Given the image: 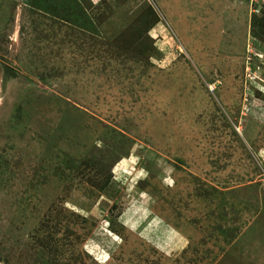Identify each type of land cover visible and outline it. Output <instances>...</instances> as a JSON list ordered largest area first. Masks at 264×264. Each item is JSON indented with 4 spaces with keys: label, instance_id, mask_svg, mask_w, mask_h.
I'll use <instances>...</instances> for the list:
<instances>
[{
    "label": "rangeland",
    "instance_id": "obj_1",
    "mask_svg": "<svg viewBox=\"0 0 264 264\" xmlns=\"http://www.w3.org/2000/svg\"><path fill=\"white\" fill-rule=\"evenodd\" d=\"M0 264H264V0H0Z\"/></svg>",
    "mask_w": 264,
    "mask_h": 264
},
{
    "label": "crops",
    "instance_id": "obj_2",
    "mask_svg": "<svg viewBox=\"0 0 264 264\" xmlns=\"http://www.w3.org/2000/svg\"><path fill=\"white\" fill-rule=\"evenodd\" d=\"M168 229V227H166Z\"/></svg>",
    "mask_w": 264,
    "mask_h": 264
}]
</instances>
